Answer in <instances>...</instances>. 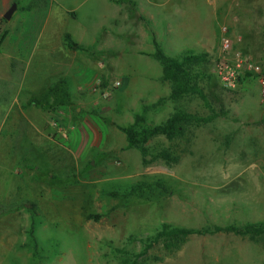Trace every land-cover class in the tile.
<instances>
[{
    "label": "rangeland",
    "instance_id": "1",
    "mask_svg": "<svg viewBox=\"0 0 264 264\" xmlns=\"http://www.w3.org/2000/svg\"><path fill=\"white\" fill-rule=\"evenodd\" d=\"M233 2L232 10L223 8L230 13L223 26L235 47L264 69V0ZM133 3L135 11L111 0H0V264H264V234H193L179 248L171 239L152 241L164 222L198 229L264 223V86L256 76L236 91L222 86L215 72L222 53L217 29L208 59L194 68L212 109L197 94L171 99L161 62L140 52L142 45L155 50L154 41L142 44L139 33L148 31L168 55L180 57L198 40L180 31V24L211 18L219 3ZM13 4L16 9L5 18ZM216 13L219 24L222 14ZM65 33L88 49H70ZM20 53L33 57L27 74ZM61 71L71 94L78 92L71 106L62 107L68 113L62 117L36 106L21 113L45 78ZM97 77L105 84L124 83L103 99L93 90ZM158 79L163 102L147 112L149 123L163 122L178 109L219 115L185 125L172 141L154 136L144 155L127 147L119 126L160 99L152 96ZM48 117L49 139L30 128ZM139 184V195L126 193ZM29 201L37 203L36 247L28 237ZM90 214L101 217L89 219Z\"/></svg>",
    "mask_w": 264,
    "mask_h": 264
},
{
    "label": "trees",
    "instance_id": "2",
    "mask_svg": "<svg viewBox=\"0 0 264 264\" xmlns=\"http://www.w3.org/2000/svg\"><path fill=\"white\" fill-rule=\"evenodd\" d=\"M116 4H131L130 11H135L133 0H111ZM65 42L67 46L72 50H86L83 44L76 42L70 33H65ZM155 50L149 53L153 58L157 59L162 64L163 79L167 80L171 84V92L169 97L173 100H178L188 94H197L205 102L208 108H211L208 96L202 86L197 82V74H195L194 68L197 64L205 62L210 55L208 51L195 53L185 52L180 57H173L168 55L163 48L154 40ZM217 76V75H216ZM253 77L252 74H248L244 79L245 82L248 78ZM163 102V98H160L155 103H146L143 105L142 112L135 115V119L128 125L119 126V128L125 133L127 138V147L139 148L143 154H147V143L156 135H165L168 140H174L183 133V128L189 123H209L219 114L214 111L212 114L202 116L197 113L188 112L182 109L174 111L166 120L160 123H149L147 120V112L152 108L158 106ZM72 104V94L69 86V79L67 77H61L53 84L46 88H43L39 93L30 97L27 105H36L46 111L52 112L56 108H62ZM142 190V185L139 184L130 191L126 192L128 195H139ZM112 196L120 195L116 191L109 193ZM29 208L32 214L31 225L28 229V237H31V241L34 246H37V240L35 238V232L37 227V203L35 201H29L24 204ZM101 217L100 214H90L89 219L98 220ZM208 232H231L237 235H249L252 239L258 238L264 234V223L262 222H249L245 225L229 224L214 225L211 228L198 229L186 226L174 225L169 222H164L162 228L157 230L152 241H157L161 238L171 239L173 241V247L179 248L183 242L193 234H201ZM150 242L145 246L142 254L151 247Z\"/></svg>",
    "mask_w": 264,
    "mask_h": 264
},
{
    "label": "crops",
    "instance_id": "3",
    "mask_svg": "<svg viewBox=\"0 0 264 264\" xmlns=\"http://www.w3.org/2000/svg\"><path fill=\"white\" fill-rule=\"evenodd\" d=\"M217 1L219 3V6H217V7L214 8V10L212 12L214 14H213V16L211 18H200L199 19V17H195L196 21H194V22H192V21L189 20V21H183L180 24V26H179V30L180 31H183V33L187 32V31L190 32V33H194V34L197 35L196 38H198V40L195 41L193 43V45H188L187 51L192 52L193 51V50H191L192 47L201 48L204 51H211L210 49L213 48L212 46H214V43L216 42V39L218 37V35H217V29H219V38H221V36H222L221 28L223 27L224 24L230 22V19L228 18L229 15H230V13L228 12L227 14H223V8H225L227 10H232L233 9V3L234 2H233V0H230L231 3L229 2V0H217ZM225 3H230V4L225 5ZM216 12H218V14H220V13L222 14L223 20H222V22L219 21V24L216 23V20L218 19L217 16H215V14L217 15ZM145 17H147V16H145ZM149 18L150 19L151 18L152 19H156L155 15H153V14ZM167 31H171V29L169 30V28H168ZM140 36L143 37L142 38V44H144L146 42V40L151 39L152 42H153L154 39H155L154 37H152V35L148 31H143V33H141V31H140L139 37ZM144 48H145L144 45H142V47L140 48V52H142V54L148 55L149 53L154 52L153 47L151 49H149L151 51H145ZM75 53H77V52H75ZM76 57H77V54H74L70 58V63H68L70 69L73 68L74 60H75ZM23 59L26 61L25 68L23 69V72H24V74H27V71H28V69L30 67L29 65H31L32 60H33V57L30 54L28 55V53H27V55L20 53V55L18 56V60H23ZM61 63L62 62H60L58 60L56 64H61ZM81 63L86 64V65L88 64V63H86L84 61H82ZM90 70H91V67L88 68V70H86V71L84 70V72L81 73L79 76L77 75L76 80L79 81V80H82V79L86 78V76L88 75V73H89ZM63 74H62V71H61L59 73L58 72H55V73H52L51 75L47 76L45 78V80H44L46 82V85H44L43 87H41L39 89V91H37L34 94L39 93L43 88H46L49 85H51L54 82H56L59 78L63 77ZM162 75H163V73H162ZM159 82H161V81H159V79H158V82H156V83H158V84H156L157 85V88L155 90V93H153V95H152L153 98H154L153 99L154 101L158 100V98H160L161 96H163L159 92ZM143 84L146 86V85H148V82H146L144 80L143 81ZM168 87H169V91H168L167 94H170V92H171V84L170 83H169ZM145 88H147V87H145ZM152 92H154V90ZM34 94H32V95H34ZM77 94H78V92L75 89V91L72 92V102L76 101ZM32 95H30L27 98V100L25 101V104L21 105V108H20L21 109L20 110L21 113H25V109H24L25 107L28 108V107L36 106V105H27V102H28V100L30 99V97ZM36 107H38V106H36ZM47 112H49V111H47ZM54 112L59 113L63 117L64 114L68 113V110L66 108H56L54 111L49 112V113H54ZM50 121H51V118L49 119V117H48L47 119H44V121H43V123L41 124L40 127H37L36 125H33L31 123L30 128H32V126H33L34 130L39 135H43L47 139H49V133H48V130L47 129L49 128ZM14 125H17V123L14 122ZM38 188L40 189V186ZM37 191H38V189H37Z\"/></svg>",
    "mask_w": 264,
    "mask_h": 264
},
{
    "label": "built area",
    "instance_id": "4",
    "mask_svg": "<svg viewBox=\"0 0 264 264\" xmlns=\"http://www.w3.org/2000/svg\"><path fill=\"white\" fill-rule=\"evenodd\" d=\"M221 32L222 53L215 63V72L222 86L230 91H236L242 86L243 79L248 74L256 76L261 85L264 86V69L262 65L251 54L235 47V42L227 26H223ZM123 83V80H116L105 84L101 77H97L93 84V90L98 92L103 99H107L112 95L113 90L120 88ZM54 125H58L59 131L62 132L63 136H66V132L60 123L57 122Z\"/></svg>",
    "mask_w": 264,
    "mask_h": 264
},
{
    "label": "water",
    "instance_id": "5",
    "mask_svg": "<svg viewBox=\"0 0 264 264\" xmlns=\"http://www.w3.org/2000/svg\"><path fill=\"white\" fill-rule=\"evenodd\" d=\"M15 9H16V5L13 4L12 7L6 12L5 18H10Z\"/></svg>",
    "mask_w": 264,
    "mask_h": 264
}]
</instances>
